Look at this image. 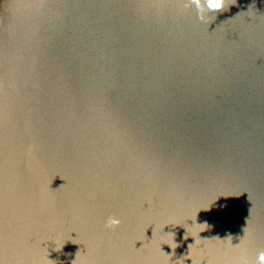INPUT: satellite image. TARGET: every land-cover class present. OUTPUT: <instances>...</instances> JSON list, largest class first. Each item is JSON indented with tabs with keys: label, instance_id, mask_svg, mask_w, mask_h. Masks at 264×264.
Masks as SVG:
<instances>
[{
	"label": "water",
	"instance_id": "water-1",
	"mask_svg": "<svg viewBox=\"0 0 264 264\" xmlns=\"http://www.w3.org/2000/svg\"><path fill=\"white\" fill-rule=\"evenodd\" d=\"M200 3L0 0V264H257L264 0Z\"/></svg>",
	"mask_w": 264,
	"mask_h": 264
},
{
	"label": "clouds",
	"instance_id": "clouds-1",
	"mask_svg": "<svg viewBox=\"0 0 264 264\" xmlns=\"http://www.w3.org/2000/svg\"><path fill=\"white\" fill-rule=\"evenodd\" d=\"M192 3L197 6L198 9H202L203 6L200 3V0H192ZM207 8L212 12L223 11L225 6V0H206ZM202 20L203 16L200 17ZM120 224V220L115 217H109L106 222V227L109 229H115ZM206 225V224H205ZM239 264H247V260L241 259ZM257 264H264V251H261L257 257Z\"/></svg>",
	"mask_w": 264,
	"mask_h": 264
}]
</instances>
